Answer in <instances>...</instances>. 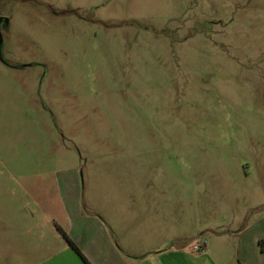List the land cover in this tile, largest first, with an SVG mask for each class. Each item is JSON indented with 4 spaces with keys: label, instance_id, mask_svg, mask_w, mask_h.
<instances>
[{
    "label": "rangeland",
    "instance_id": "374dc122",
    "mask_svg": "<svg viewBox=\"0 0 264 264\" xmlns=\"http://www.w3.org/2000/svg\"><path fill=\"white\" fill-rule=\"evenodd\" d=\"M0 18V264L134 213L176 246H253L264 0H0Z\"/></svg>",
    "mask_w": 264,
    "mask_h": 264
},
{
    "label": "crops",
    "instance_id": "0c3cea01",
    "mask_svg": "<svg viewBox=\"0 0 264 264\" xmlns=\"http://www.w3.org/2000/svg\"><path fill=\"white\" fill-rule=\"evenodd\" d=\"M118 220V233L101 230V233H85L80 240L58 228L61 237L66 241L65 235L86 261L67 241L65 244L62 241L58 248H51L44 236H37L42 243L33 249L10 251L8 260L16 263L15 255L19 253L23 264H264V226L262 232L252 238V247L212 246L196 251L184 242L176 246L173 240L179 236L175 237L174 232L169 235L158 217L134 213L122 214ZM235 236L229 238L233 240Z\"/></svg>",
    "mask_w": 264,
    "mask_h": 264
},
{
    "label": "trees",
    "instance_id": "16d2710c",
    "mask_svg": "<svg viewBox=\"0 0 264 264\" xmlns=\"http://www.w3.org/2000/svg\"><path fill=\"white\" fill-rule=\"evenodd\" d=\"M64 238L66 239V241L68 242V244L78 253V255L84 260V257L81 255V253L79 252V250L77 249V247L64 235ZM260 243H262V241H260Z\"/></svg>",
    "mask_w": 264,
    "mask_h": 264
},
{
    "label": "built area",
    "instance_id": "2783aa9c",
    "mask_svg": "<svg viewBox=\"0 0 264 264\" xmlns=\"http://www.w3.org/2000/svg\"><path fill=\"white\" fill-rule=\"evenodd\" d=\"M204 247H205V244L202 242V243L193 245L192 249L196 251H202Z\"/></svg>",
    "mask_w": 264,
    "mask_h": 264
},
{
    "label": "flooded vegetation",
    "instance_id": "af4514ba",
    "mask_svg": "<svg viewBox=\"0 0 264 264\" xmlns=\"http://www.w3.org/2000/svg\"><path fill=\"white\" fill-rule=\"evenodd\" d=\"M0 19H1V18H0ZM2 23H5V20H4V19H1L0 24H2Z\"/></svg>",
    "mask_w": 264,
    "mask_h": 264
},
{
    "label": "water",
    "instance_id": "95a60500",
    "mask_svg": "<svg viewBox=\"0 0 264 264\" xmlns=\"http://www.w3.org/2000/svg\"><path fill=\"white\" fill-rule=\"evenodd\" d=\"M0 22H1V19H0Z\"/></svg>",
    "mask_w": 264,
    "mask_h": 264
}]
</instances>
